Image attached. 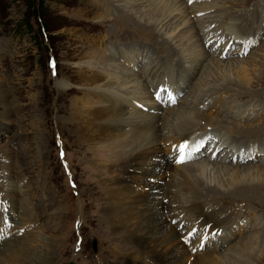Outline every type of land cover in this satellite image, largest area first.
Returning a JSON list of instances; mask_svg holds the SVG:
<instances>
[{"label": "rangeland", "instance_id": "rangeland-1", "mask_svg": "<svg viewBox=\"0 0 264 264\" xmlns=\"http://www.w3.org/2000/svg\"><path fill=\"white\" fill-rule=\"evenodd\" d=\"M188 1L187 5L182 2V10L176 11L178 20L166 28L153 30L150 27L153 20L143 17L141 13L134 16L135 21H138L135 25L137 28L126 22L125 18L132 10L148 7L150 3L147 2L119 11L116 6L120 4L108 0H0V217L3 221H9L6 226L0 224V246L5 242L10 243L9 248L0 247V264H35L36 260L41 261V264H166L163 260L167 255L166 243H162L161 248L152 245L140 247L136 244L128 246L130 242L122 241L113 231L105 217V200L101 188L106 180L113 181L112 177L116 174L110 177L108 173L116 170V167L107 169L100 165L111 164L104 160L115 157L117 153L110 156L113 151L96 152L78 136L77 119L80 117L71 115L74 107L72 102L81 99L76 109H82L83 97L90 90H95L81 87L85 85L83 77L88 72H83L87 69L104 74V70L108 73L114 66L117 70L122 68L131 71L132 77L137 78L144 73L152 57L156 61L151 66L159 68L161 64H155L163 61L173 73L171 86H174L175 94L159 90L153 94L150 103H145L147 109L162 107V116L171 108H174V113L179 112L190 106V98H186L205 89V92L212 94L211 98L223 93L221 101L213 109L205 108L206 113L216 114L221 108H229L234 112L237 110L235 107L246 105L249 112L246 115L252 117L246 124L263 126L264 0ZM193 6L195 10L208 8L186 16ZM231 24L239 25L247 32V35L235 33L237 39L233 44L226 41L227 32H223V28ZM192 25L209 38L204 55L222 61L209 66L204 75L201 69L207 66V61L201 65V69L196 70L187 68L188 64H183L181 60L187 52H181L184 39L181 42L179 39L184 29L186 31ZM244 36L248 37L246 45L249 47L241 53L246 46L245 42L242 43ZM167 39H174L172 47L175 52L168 53L162 48ZM168 46L165 45L166 48ZM134 51L141 54L137 65L124 58ZM51 55L56 60L55 76L47 66ZM238 62L245 67L246 72L240 73L241 76L246 75L245 80L235 78L236 71L228 68L231 63ZM164 68L160 67L159 73ZM223 75L229 76L231 84L224 83L226 77ZM140 80L143 82L144 79L141 77ZM146 82L143 84H148ZM212 90L217 93L214 94ZM242 92L244 98L237 95ZM103 93L109 98L113 97L111 99L116 97L109 91ZM185 99L186 103L183 102ZM252 102L258 106L254 112L251 110ZM118 105L125 112L142 109L134 101ZM172 117L166 122L174 123L175 118ZM225 119L227 117H223V122H226ZM222 125L225 128L218 129V132H225L230 126L229 122ZM212 130L209 126L203 128L206 133ZM203 131L197 130L195 137L201 138ZM112 132L115 134V130ZM259 139L254 141L264 142ZM164 144L166 142H160L159 147ZM223 148L221 146L218 152ZM164 156L173 159L172 155ZM259 156L258 161L255 159L253 162L235 164V167L259 165L262 155L261 158ZM191 161L187 160L185 163L188 164L184 166L190 165ZM146 165L144 169H147ZM172 166L174 169L179 167L175 163ZM163 172L166 169L157 174V179L164 174L168 183L170 174ZM147 180L145 178L142 182L146 183ZM136 189L146 191L143 187ZM171 191L173 199L184 202L176 208L183 209L188 205L190 201L187 200V193L178 191V188H171ZM12 193L17 198L14 205L10 203ZM254 193L255 196L247 197L252 207H242L240 201L235 202L240 203L235 206L230 200L218 203L208 211L204 209V213L211 212L210 223L220 227H217L219 232L240 231L234 238H227L230 240L217 248L214 254L196 249L203 244L216 246L217 241L212 243V238L200 232L199 226L191 218L181 214L179 233L174 238L182 244L173 248L177 257L169 262L193 264L195 261L194 264H198L199 257L205 256L207 262L219 258L215 264H229L228 257L232 256L229 251L233 245L256 233L262 234L257 237L258 240H264V188H256ZM223 207L227 210L214 213ZM224 220L228 221L220 223ZM131 222L134 228L136 221ZM255 224L259 225L257 229L253 228ZM13 238L23 240L21 254L19 248H15ZM79 238L81 244L77 245ZM93 238L97 240L95 253L91 251ZM223 254L227 256V262L220 258ZM235 260H239L237 264L245 262L240 258ZM246 264H264V251L252 256Z\"/></svg>", "mask_w": 264, "mask_h": 264}, {"label": "bare ground", "instance_id": "bare-ground-1", "mask_svg": "<svg viewBox=\"0 0 264 264\" xmlns=\"http://www.w3.org/2000/svg\"><path fill=\"white\" fill-rule=\"evenodd\" d=\"M108 1H111L113 4H120L116 6V9L119 11L129 6L141 5L146 2L150 3L143 10H130V15L125 18L126 22L135 26L138 24V21H135L136 18L134 16L137 13L139 15L141 13L143 17L147 16V18L153 20V23L150 25L153 30L159 27L160 30L172 24L178 18L176 11L182 10V6L184 7L189 2L188 0ZM182 2H184V5ZM206 8L208 7H201L195 10L193 6L188 10L189 13L186 11V16ZM180 21L183 23V20ZM242 30V27L239 25L231 24L225 26L223 32H227L226 41H231L233 44L235 39H237L235 33L247 35V32L244 31L245 29ZM220 32L223 33L222 31ZM181 39H184L182 43L184 49L181 52H187L181 60L183 64H188L187 68L201 69V65L207 61V66L201 69V73L204 75L209 66L211 67L215 62H217V65L220 63V58L209 59L208 55H204L206 51L204 49L209 38L208 36L204 37L202 31L197 27H193L192 25L186 31L184 29V34L182 33L179 39L180 42ZM247 39L248 37L246 36L242 37V43L245 42L246 45ZM173 41L174 39H167L162 48L168 53L175 52V49L172 47L174 45ZM165 45L169 46L166 48ZM248 47L247 45L243 47L241 53L245 52L244 50H247ZM134 52L130 56H124V58L128 62L137 65L141 54L139 55L137 51ZM217 55L219 56V53ZM154 61L156 59L153 60L151 57L148 65L145 67L144 73L137 78L132 77L131 71L122 68L117 70V67L114 66H111L113 68L108 73H105L106 71L104 70V74L93 72L91 69L82 71L83 73L88 72V74L87 76L84 75L83 82L85 85L81 87L95 88V90H90L92 92L90 93L89 91L83 97L84 104L82 109H76V105L78 102H81V99H75L72 102L74 107L72 108L71 115L80 117L77 119L78 136L84 139L94 151H103V153L113 151L110 156L117 153L115 157H110L113 159L110 160L109 158V161L104 160L111 164L100 165L107 169L112 166L116 167V170L109 171L110 173H108L110 177L116 174L112 177L113 181L110 179L106 180L101 188L105 200V217L112 225L113 231H116L115 233L119 235L122 241H129L128 246L136 244L140 245V247L152 245L161 248L163 247L161 244L166 243L168 248L165 253L167 252V255L163 260H165L166 264H174L176 262H169V260L177 257V253L173 248L182 244L174 238L179 233L181 214L191 218L194 224L199 226L200 232L212 238V243L215 244V241H217L216 246H205L203 244L198 245L196 249H204L214 254L217 248H220L230 240L227 238L232 239L240 233V231L233 232L229 230L219 232L218 228L220 227L210 223L211 212L204 213V209L206 208L208 211L210 207L230 200L234 202L233 205L235 204V206L240 204H236L235 202L240 201L243 203L242 207H252L247 197L255 196L254 191L256 188H264V142H256L259 138L264 140V125L252 127L246 124L252 118L250 115H246L249 113L246 105L244 107H235L237 110L234 112L229 108H221L217 113L215 112L216 114L214 112L206 113L204 111L205 108L210 107V109H213L221 101L220 96L223 93L217 98H211L212 94L205 92V89H200L197 95L195 94L192 97L186 98L187 100L190 98V106L182 108L179 112L174 113V108H171V110H166L164 112L165 115L162 116V107L153 106L147 109L145 103H150L154 97L153 94H157L159 90L164 89L165 92L168 91L175 94L174 86H171V83L173 84V73H171L168 66H165L163 61L155 64L157 66L160 63V67H165L164 71L159 73L160 67L154 68L151 66V63H154ZM193 63H195L194 66L196 67L192 66ZM228 68L236 71L235 78H244L245 80L246 75H240L241 72H246L245 67L240 62L231 63ZM141 77L144 79L143 82L147 81L148 84L140 82ZM225 77L224 83L226 85L231 84L232 80L229 76ZM247 81L249 84L250 81L248 79ZM175 88H177V85ZM103 91L114 93L115 99L107 97ZM212 91H215L214 94L217 93L216 90ZM218 91L220 92V90ZM237 95L244 98L243 92ZM186 99L183 100L184 103H186ZM133 101L138 102L142 106V109L125 112L119 108L118 103L122 105L124 102L133 103ZM250 105L252 112L257 110L258 106L256 103L253 104L252 102ZM170 115L175 118L174 123L166 122L169 117H172ZM223 117H227L225 120L229 122L230 126L228 129H225L227 131L218 132V129L225 128L222 125V123H226L223 122ZM80 123H84L85 125H81ZM207 126L211 127V129L213 128L211 133L203 131V128ZM198 128L203 131L202 137L199 139H197L199 136L195 137L197 130H199ZM113 130H115V134H113ZM232 135L235 137H232ZM179 136L181 137L179 138ZM160 142H166V145L164 144L165 146L159 147ZM225 142H227V145H224ZM221 146L224 148L219 153L218 151ZM209 147L210 151H208ZM211 152H214V154H211ZM164 154L172 155L173 159L171 160L169 156H164ZM258 155H260L259 158L262 155L259 165L253 166L250 164L244 167H235V164L253 162L255 159L258 161ZM201 156H203L202 159L193 160ZM187 160L193 161L185 167L184 165L188 164L185 163ZM172 163H175L179 167L174 169ZM145 165L147 169H144ZM164 169H166V172L163 173L169 172L170 174L168 175L170 177L168 183L164 178V174L162 176L160 174L161 177L157 179V174ZM145 178H148V180L146 183H143L142 180ZM139 187H143L146 191H138L136 188ZM171 188H178V191L187 193V200L190 202L183 209L176 208V206L183 205L184 202L172 198ZM11 196L12 201L10 203L14 205L17 203V198L14 197V193ZM205 205L207 207H204ZM224 210H227V208L217 209L214 213H220ZM0 220L2 221L1 225L6 226V224H9V221H3L1 217ZM131 221H136L134 228L131 226ZM227 221L224 220L220 223L224 224ZM258 224H255L253 228L257 229ZM14 227L10 228L13 229ZM224 234L226 236H223ZM258 236H262V234L258 235L256 233L233 245L229 251L232 253L231 258L233 259L228 257L229 264H232V260L233 264H237L239 260L237 261L235 258L244 259L245 262L243 264H246L252 256L262 253L264 251V240H258ZM13 239L16 242L15 248L18 247L21 254V251L24 249L23 240L21 238ZM0 247L3 249L9 248L10 243H2ZM6 255L8 256V254ZM226 257L225 254L220 255V258L224 262H227ZM205 258V256L203 258L199 257L197 263L215 264L219 260L218 258L217 261L209 260L207 262V258ZM35 264H41V261L36 260Z\"/></svg>", "mask_w": 264, "mask_h": 264}, {"label": "water", "instance_id": "water-1", "mask_svg": "<svg viewBox=\"0 0 264 264\" xmlns=\"http://www.w3.org/2000/svg\"><path fill=\"white\" fill-rule=\"evenodd\" d=\"M91 247H92L93 252H96V241L95 240H92Z\"/></svg>", "mask_w": 264, "mask_h": 264}, {"label": "snow or ice", "instance_id": "snow-or-ice-1", "mask_svg": "<svg viewBox=\"0 0 264 264\" xmlns=\"http://www.w3.org/2000/svg\"><path fill=\"white\" fill-rule=\"evenodd\" d=\"M181 162H183V161H181Z\"/></svg>", "mask_w": 264, "mask_h": 264}]
</instances>
